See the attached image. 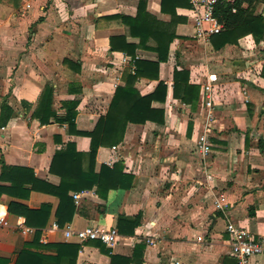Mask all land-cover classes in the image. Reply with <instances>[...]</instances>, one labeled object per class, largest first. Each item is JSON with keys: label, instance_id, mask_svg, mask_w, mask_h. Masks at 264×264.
Returning <instances> with one entry per match:
<instances>
[{"label": "crops", "instance_id": "0c3cea01", "mask_svg": "<svg viewBox=\"0 0 264 264\" xmlns=\"http://www.w3.org/2000/svg\"><path fill=\"white\" fill-rule=\"evenodd\" d=\"M138 4L0 0V105L5 101L13 109L0 126V215H5L0 264H111V256L130 264H239L230 253L227 224L254 237L264 235V152L259 148L264 140V40L257 43L247 35L215 50L213 36L208 43L194 38L189 0H166L163 8L161 0H145V12L156 25L146 40L148 49L139 48L135 55L112 51V37L139 44L121 20L110 18H135ZM250 12L264 17V0H255ZM158 29L174 33L166 60L157 78L145 70L134 88L147 96L160 82L166 84L165 100L152 103L164 111V123L129 124L115 149L99 148L95 171L121 163L123 174L133 177L132 187L110 190L104 197L95 187L71 192L75 212L61 227L56 222L59 198L33 180L58 187L60 178L50 172L53 156L68 143L86 154L90 139L69 134L67 125H41L33 117L39 98L51 86L59 116L64 115L62 102L78 100L76 130L91 132L136 63L157 62L149 48ZM174 71H187L189 84L199 87L195 106L174 97ZM208 75L217 77L210 123L200 98ZM207 124L211 151L203 154L197 141ZM4 166L15 170L4 172ZM73 194L81 195L78 203ZM219 196L226 200L224 210L215 207ZM11 205L46 209V215L31 217L29 225L25 215L11 212ZM119 217H139L140 224L133 235L117 232L112 248L99 241H66L52 228L56 223L60 229H116ZM59 245L77 249L72 253ZM257 260L263 261L250 262Z\"/></svg>", "mask_w": 264, "mask_h": 264}, {"label": "trees", "instance_id": "16d2710c", "mask_svg": "<svg viewBox=\"0 0 264 264\" xmlns=\"http://www.w3.org/2000/svg\"><path fill=\"white\" fill-rule=\"evenodd\" d=\"M162 1L163 5L166 0ZM255 0H219L215 7L214 17L222 24V31L213 36L211 43L215 50L224 47L226 44H236L243 36L251 35L255 42L264 40V17L255 16L250 12V7ZM247 5V8L243 6ZM111 19H119L129 29L132 37H138V45L126 42V37L110 38V49L112 51H122L129 55H135L139 48L148 49L146 40L152 36V29L156 27L155 19L145 12V0H139L138 14L135 18L126 16H113ZM160 29V28H159ZM156 32L154 37L155 45L149 48L158 55L157 62L139 61L133 74L128 73L125 85L118 87L105 113L101 116L91 132H81L76 130L75 119L77 116L78 100L65 101L61 103L64 115H57L53 109V88L46 85L37 104L33 117L46 125L51 122L67 125L69 134L87 137L90 139V150L88 153H79L73 143L66 144L63 150L55 153L52 158L50 172L57 175L61 182L58 187L53 188L43 182H33L41 184L46 192H50L59 198L60 204L56 214V222L59 226L71 220L75 208L69 194L83 189L96 188L100 197H104L110 190H129L133 184V177L122 172L121 163L115 164L112 168L101 166L96 169V156L101 147H115L122 143L126 128L129 124L143 125L152 122L158 125L164 123V111L152 106L154 101L163 102L167 86L160 82L154 93L141 96L134 88L138 78L144 75L145 70H149L154 78L158 77L159 64L166 60L169 44L174 38V33L167 35L164 30ZM155 32V31H154ZM264 79V64L262 68ZM174 97L185 104L195 106L199 98V87L189 84V74L187 71H174ZM13 114V109L4 101L0 105V126H5ZM264 140L259 142V148L264 152ZM15 168L4 166L3 171H12ZM36 187V186H35ZM17 209V210H16ZM11 212L26 216L29 225H33L31 217L38 219L46 215V209L38 212L29 211L27 208L11 205ZM140 218L127 219L119 217L116 229L121 235H133L134 230L139 226ZM38 225V224H37ZM39 229V228H37ZM59 249H72L74 253L77 249L73 245H59ZM142 249V247H139ZM75 250V251H74ZM25 253L21 256L23 257ZM122 261L130 264L129 259L111 256V264ZM60 264V263H58Z\"/></svg>", "mask_w": 264, "mask_h": 264}, {"label": "built area", "instance_id": "2783aa9c", "mask_svg": "<svg viewBox=\"0 0 264 264\" xmlns=\"http://www.w3.org/2000/svg\"><path fill=\"white\" fill-rule=\"evenodd\" d=\"M219 0H189L191 8L190 14L194 25V38L203 43H208L210 38L219 34L223 27L214 17L215 7ZM217 82L216 75H208L207 82L201 85L200 98L207 109L206 121L210 123L214 119L213 93L214 85ZM207 129L201 133L197 141V150L203 154L211 151V145L208 138ZM112 149H115L113 147ZM76 203L81 199L80 194H73ZM215 207L218 210H224L227 207L226 200L223 196H219L215 200ZM5 224V215H0V227ZM23 232L30 230L22 227ZM52 228L60 230L66 241L76 240L83 245L90 241H99L107 247H114L119 239L116 229H102L100 227H90L83 230H74L71 227L60 229L56 223L52 224ZM226 232L229 235L231 256H233L239 264H264V235L254 237L241 227H237L232 223L226 226ZM151 243V242H149ZM263 259V261H255L251 263V259Z\"/></svg>", "mask_w": 264, "mask_h": 264}]
</instances>
